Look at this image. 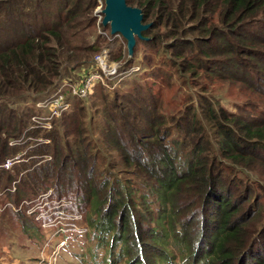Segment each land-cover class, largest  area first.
I'll use <instances>...</instances> for the list:
<instances>
[{
	"label": "trees",
	"instance_id": "obj_1",
	"mask_svg": "<svg viewBox=\"0 0 264 264\" xmlns=\"http://www.w3.org/2000/svg\"><path fill=\"white\" fill-rule=\"evenodd\" d=\"M125 3L148 26L122 66L140 72L111 91L98 83L84 99L65 92L68 109L50 131L33 132L48 143L4 170L35 104L91 66L109 25L97 23V0H0L1 251L42 249L41 222L27 211L30 196L50 191L70 203L66 213L88 214L97 241L110 235L109 250L120 245L127 264L170 262L169 246L186 264H264V0ZM143 73L168 86L178 78L190 92L165 111ZM200 81L257 101L228 112Z\"/></svg>",
	"mask_w": 264,
	"mask_h": 264
},
{
	"label": "rangeland",
	"instance_id": "obj_2",
	"mask_svg": "<svg viewBox=\"0 0 264 264\" xmlns=\"http://www.w3.org/2000/svg\"><path fill=\"white\" fill-rule=\"evenodd\" d=\"M97 2H98V6L96 7L94 11V15L97 18V23L100 24L102 23V16L100 14H101V10L103 9V1H102V7H101V0H97ZM101 25H102V28L105 27L103 24ZM104 31L105 32L100 31L102 34H104L102 36L105 38V41L101 42L102 43L101 50L104 49V51L108 52L109 54L108 59H107L108 64L122 62V66H123V62L126 61L127 58H129L127 56L128 53H127V49L125 46V42L123 40L124 38L122 39V37L120 38L116 34H114L112 38L111 36L113 34L111 33L110 26H109V29L107 28ZM97 34H99L98 31H97ZM107 35H109L112 39L108 40L106 38ZM141 50L142 49L140 48V51ZM155 59L158 63L163 65L165 69H169V67L164 65L165 61L161 57H158V58L155 57ZM133 64L135 65L137 64V62L135 61ZM124 70L126 69H122V71ZM141 72H143V70ZM74 75H75V72L74 73L72 72L67 77L74 78L75 77ZM140 77H142L144 81L148 84L147 87L149 86L152 89V91L159 98H161V100L163 101V109L168 112L177 110L179 106L181 105L183 99L185 98L186 94L190 92L189 91L190 89L185 88V86L182 85L181 81L178 78H176L170 84V86H168L161 80H152L150 78H147L145 73L141 74ZM199 84H202L206 86L207 88H209V93L214 98L219 99V101L221 102L220 105L224 109H226L228 112H232V113L237 112V108L244 106L248 98H253L255 101H257V99L255 98L256 96L252 95L250 92H245L244 90H241L240 87H237L232 84H225V83L207 84L204 81H200ZM68 96L69 95H67V98ZM37 104H35L36 107H37ZM31 106H33V104L27 105V107H31ZM37 113L38 115L31 116L28 127L24 129L21 136L17 139L18 142L12 141L13 143H15V145H12L13 148L18 149L13 154V156L10 158V160L13 161V164H12L13 166L23 161H26L27 159L26 156L29 154V152L35 149L37 145L42 144V142L47 140L38 135L34 136V133H33L34 131H38V130L50 131L52 129L51 123H50L51 128L49 130H46L33 122V118L35 117H38V118L48 117L51 114V110L48 107H45L43 109L38 108ZM98 148L101 151V147L99 146ZM102 160L104 162L110 161V159L106 155H103ZM5 170H9V169H5ZM251 175L253 176V180L255 179L254 182H257L256 179H258V176L255 175L254 173H252ZM257 193H260V192L257 191ZM39 196H42V194H39L37 196L36 195L30 196V197L32 198V201H34ZM148 198L149 200H153L152 196H149ZM261 202L262 203L264 202V194L261 197ZM37 205L41 206L42 208H45L44 211L47 210L48 208H51L49 207L47 202H43L42 204H37ZM44 211H40V212H44ZM85 215L86 216L84 217L83 222H84L86 230L88 229L87 234L85 233L86 231L84 230L85 232H83V234H80L79 237L74 238L73 234H71L70 232L57 233L58 228L53 227V232L51 234L53 238L49 243V247L51 249H55L59 240L65 241L64 246L58 251V256L56 258L55 264H127L128 259L126 257L125 251L120 248L121 247L120 245L116 246V248L113 250L111 249V251L109 250L107 243L111 238L110 235H108L107 237L105 236L106 239L104 242L100 243L99 241H97L98 236L101 233L97 231L96 233L93 234L92 227H88V225L90 224L89 223L90 218L88 217V214H85ZM47 230L48 228L47 226H45V231ZM38 235L34 236L35 237L34 239L36 241H39ZM51 235L47 236V239H49ZM30 246H36V245H30ZM169 249L172 252L171 255H173L171 261L167 262L163 260L159 264H186L185 260L181 258L182 257L181 252H178L176 247L169 246ZM12 251L14 252V256L19 259L10 260L9 256H4L3 260L5 264H27V262H30L29 264H35L33 260H36V258H34V256L36 255V252L29 251V253L24 256L19 253L20 251L18 248H12ZM37 254L38 256H40L41 254L40 250L37 252ZM20 259L27 261V262H21Z\"/></svg>",
	"mask_w": 264,
	"mask_h": 264
},
{
	"label": "built area",
	"instance_id": "obj_3",
	"mask_svg": "<svg viewBox=\"0 0 264 264\" xmlns=\"http://www.w3.org/2000/svg\"><path fill=\"white\" fill-rule=\"evenodd\" d=\"M101 0V7H102ZM104 7V2H103ZM101 36L104 35L100 32ZM108 38V36H106ZM111 40L112 38H108ZM108 52L101 50L100 53L94 56L92 64L89 68L82 67L79 71L75 73L74 78H67L59 89L50 97H48L43 102L37 104V107L43 109L48 107L51 110V114L46 118H33V122L41 126L43 129L49 130L51 128L50 120L52 117H59L64 111L68 109V104L66 101L65 92L69 95L78 97L79 99H84L92 92L96 84H101L111 91L114 87L124 78L126 74L139 71L138 67L131 68L128 72L122 71V62L108 64ZM124 72V73H123ZM18 142V140H15ZM42 143H48L45 140ZM10 145H15V143L10 142ZM13 161L7 159L2 167L5 169H10L13 165ZM50 194L48 193L39 196L36 200L31 202V207L28 209L27 214L35 215V220L41 222L42 231L46 235V240L40 249V259L38 264H55L56 258L58 256V251L64 246L65 241L59 240L55 249L49 247V243L53 236V227H57V233L73 232L77 234H83L86 231L84 222L81 221L82 217L80 215L66 213L63 208L70 203L55 202L50 200ZM47 202L49 207L44 211L45 208L38 206L37 204H42ZM42 208V209H41ZM44 211V212H40ZM45 226L48 230L45 231ZM85 230V231H84ZM51 235L49 239L47 236ZM48 257L46 258L45 257Z\"/></svg>",
	"mask_w": 264,
	"mask_h": 264
},
{
	"label": "water",
	"instance_id": "obj_4",
	"mask_svg": "<svg viewBox=\"0 0 264 264\" xmlns=\"http://www.w3.org/2000/svg\"><path fill=\"white\" fill-rule=\"evenodd\" d=\"M102 24L109 25L112 34L119 33L126 40L128 56L132 55L134 37H141V32L148 26L141 24L140 10L126 5L125 0H103Z\"/></svg>",
	"mask_w": 264,
	"mask_h": 264
},
{
	"label": "crops",
	"instance_id": "obj_5",
	"mask_svg": "<svg viewBox=\"0 0 264 264\" xmlns=\"http://www.w3.org/2000/svg\"><path fill=\"white\" fill-rule=\"evenodd\" d=\"M12 248H16L14 246H10V247H3L2 248V251L0 249V264H5L4 260H3V257L4 256H9L10 257V260H15V259H19L17 257L14 256V252L12 251ZM19 249V253L22 254V255H26L29 253V251H34L36 252V255L34 256V258H37L38 254L37 252L39 251L38 247L37 246H29L28 248H25V247H21V248H18ZM16 254V253H15ZM33 258V259H34ZM21 262H27V261H24V260H21ZM30 262H27V264H29ZM35 263V261H34Z\"/></svg>",
	"mask_w": 264,
	"mask_h": 264
}]
</instances>
